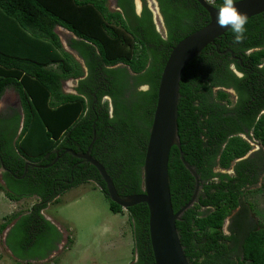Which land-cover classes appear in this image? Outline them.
Instances as JSON below:
<instances>
[{"label":"trees","instance_id":"trees-1","mask_svg":"<svg viewBox=\"0 0 264 264\" xmlns=\"http://www.w3.org/2000/svg\"><path fill=\"white\" fill-rule=\"evenodd\" d=\"M156 1L164 34L145 5L135 14L133 0H116L114 11L107 0H0V99L12 89L20 105L0 113V192L11 202L37 200L0 223L16 262L42 261L57 250L62 233L43 211L92 183L112 214H127L131 264H154L146 205L124 211L112 203L98 171L70 151L81 155L91 145L89 156L120 197L142 193L163 67L171 49L209 21L195 0ZM56 27L73 36L68 48L83 64L63 48ZM244 27L240 39L230 29L206 46L179 81L180 147L170 149L167 171L173 212L195 191L183 161L198 177L196 198L175 223L189 264H264V228L249 225L253 205L242 202L264 173V12ZM67 80H76L73 93L63 92ZM252 141L260 149L250 154Z\"/></svg>","mask_w":264,"mask_h":264},{"label":"water","instance_id":"water-1","mask_svg":"<svg viewBox=\"0 0 264 264\" xmlns=\"http://www.w3.org/2000/svg\"><path fill=\"white\" fill-rule=\"evenodd\" d=\"M208 14V23L200 30L179 41L170 51L163 67L153 119L146 145L142 168V193L120 197L111 178L100 163L86 153L74 156L91 164L100 174L109 200L123 210L137 204L148 209V232L154 264H189L180 244L175 223L183 212L192 206L198 191V177L184 161L186 169L195 178V191L191 200L173 212L169 191L168 158L173 146L180 147L177 135V102L179 81L185 67L202 50L224 35L229 27L221 28L216 23L219 8L206 0H195ZM234 7L249 19L264 12V0H237ZM145 87L143 88V90ZM2 98V97H1ZM182 160V156H181ZM229 218V217H228Z\"/></svg>","mask_w":264,"mask_h":264},{"label":"rangeland","instance_id":"rangeland-1","mask_svg":"<svg viewBox=\"0 0 264 264\" xmlns=\"http://www.w3.org/2000/svg\"><path fill=\"white\" fill-rule=\"evenodd\" d=\"M135 5L139 10L137 0ZM147 6L153 12L155 29L163 34L164 28L160 19L156 17V6L152 0H147ZM107 7L114 11V0H107ZM55 31L63 48L83 64L78 55L68 48V41L73 36L60 27H56ZM74 86V80L64 81L63 92L73 93ZM229 93L233 95L231 91ZM12 108L20 111L18 97L12 89H7L0 99V110L4 112ZM250 144L252 146L250 154L259 151L260 147L257 144L253 141ZM1 172L0 170V175ZM228 173L233 174L232 170H228ZM245 194L242 198L243 205L246 208L248 204L253 205V210L249 211V225L264 228V173L255 186L245 190ZM36 202L35 198L11 202L0 192V223L5 216L25 212ZM239 209L235 212L237 213ZM43 214L62 233V241L58 244L57 250L42 261L18 263L3 245L4 232L0 234V264H131L132 236L127 214L125 212L112 214L108 209L107 200L92 183L63 193L56 203L48 205ZM230 221L231 218H227L224 222V234L229 232ZM68 236L72 244L65 248Z\"/></svg>","mask_w":264,"mask_h":264},{"label":"clouds","instance_id":"clouds-1","mask_svg":"<svg viewBox=\"0 0 264 264\" xmlns=\"http://www.w3.org/2000/svg\"><path fill=\"white\" fill-rule=\"evenodd\" d=\"M216 23L221 28L229 27L238 40L245 31L247 18L234 7V0H224L223 5L218 9Z\"/></svg>","mask_w":264,"mask_h":264},{"label":"flooded vegetation","instance_id":"flooded-vegetation-1","mask_svg":"<svg viewBox=\"0 0 264 264\" xmlns=\"http://www.w3.org/2000/svg\"><path fill=\"white\" fill-rule=\"evenodd\" d=\"M135 1L136 0H133V8H134V12H135V14L137 15V16H139L140 15V13H141V11H142V9H143V5H145V7L147 8V10L151 13V16H152V22H153V24H154V19H153V12L150 10V8L147 6V0H144V1H141V0H137V2H138V4H139V10H137L136 9V5H135ZM153 1V3H154V5L156 6V8H155V10H156V17H158L159 19H160V21H161V25L163 26V28H164V25H163V19H162V16H161V14H160V12H159V7H158V3H157V1L156 0H152ZM116 5V0H114V6ZM115 10H118V9H116L115 8ZM155 25V24H154ZM157 31V30H156ZM158 32V31H157ZM159 33V32H158ZM164 33H165V29H164ZM163 33V34H164ZM75 81V84H76V80H74ZM76 86V85H75ZM74 86V87H75ZM74 89V88H73ZM104 100H108V98H105ZM2 112V110H0V113Z\"/></svg>","mask_w":264,"mask_h":264},{"label":"built area","instance_id":"built-area-1","mask_svg":"<svg viewBox=\"0 0 264 264\" xmlns=\"http://www.w3.org/2000/svg\"><path fill=\"white\" fill-rule=\"evenodd\" d=\"M206 2L209 3V4H212V1H210V0H206Z\"/></svg>","mask_w":264,"mask_h":264}]
</instances>
